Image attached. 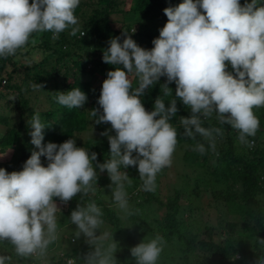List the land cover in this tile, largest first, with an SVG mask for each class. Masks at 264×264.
I'll return each mask as SVG.
<instances>
[{"label": "clouds", "instance_id": "1", "mask_svg": "<svg viewBox=\"0 0 264 264\" xmlns=\"http://www.w3.org/2000/svg\"><path fill=\"white\" fill-rule=\"evenodd\" d=\"M79 3L0 0V58L14 56L26 47L33 33L52 32L55 38L71 29L69 34L75 36L79 28L74 11ZM163 13L167 23L152 40L151 50L138 46L124 33L123 43L119 37L112 38L103 51V62L114 70L107 72L102 83L99 110H91L90 115L96 124H110L115 132L114 136L101 133L108 138V161L94 166L97 154L77 147L73 138L59 145L43 144L45 126L35 113L28 123L30 142L38 150L31 152L22 171L9 173L0 168V242L10 243L18 257L46 258L49 245L58 239L55 201L67 204L77 194L95 191L96 168L107 171L115 186L112 200L128 215L133 214L125 191L130 178L121 167H135L142 190L155 191L156 176L171 166L177 145V129L169 122L178 111L177 99L168 87L171 83L176 85L175 97L190 109L189 118H180L186 138L199 135L214 149L213 134H222V129L206 128L202 123L215 114L221 125L237 130L240 143L252 146L247 138L254 137L260 125L254 109L264 107V0H251L243 6L240 0H183ZM228 65L232 71L227 70ZM130 75L137 79L135 89ZM161 77H166L160 85L163 96L155 99L149 112L140 97ZM31 87L41 90L44 85L33 83ZM163 97H171L168 107ZM54 99L71 109L82 108L87 96L72 88L57 92ZM193 150L201 155L206 151L203 144ZM41 157L46 158V167ZM101 217L95 201L78 203L70 214L69 220L76 226L75 239L83 235L94 248L79 257L82 264H117L113 238L105 246L108 234L96 235L104 223ZM258 242L264 244V240ZM164 244V238L156 235L131 248L130 254L135 264H157ZM10 259L0 255V264ZM67 264H77V260L70 258ZM255 264H264V255L257 257Z\"/></svg>", "mask_w": 264, "mask_h": 264}, {"label": "trees", "instance_id": "2", "mask_svg": "<svg viewBox=\"0 0 264 264\" xmlns=\"http://www.w3.org/2000/svg\"><path fill=\"white\" fill-rule=\"evenodd\" d=\"M29 2L31 3V0ZM125 2L130 3L129 10L138 21L134 33L130 31V26H125L124 29L121 26L115 30L110 25V15L117 12L124 13ZM182 2L183 0H80L79 6L74 11L79 28L75 36L69 34L71 29L65 30L55 38L52 32L33 33L26 47L18 50L14 56L6 59L0 58V125L4 127L0 134V153L11 149L9 159L0 163V168H4L9 173L22 171L23 164L30 158L31 152L38 150L30 142L31 128L28 123L35 113H39L41 122L45 126L43 144L51 142L59 145L73 138L77 147H84L90 154L93 152L97 154L94 166L97 163L103 164L108 161L110 159L109 144L105 141L107 136L101 135V133L107 131L108 135L114 136L115 132L111 130L110 124H96V118L90 115L91 110H99L97 100L102 83L107 78V72L114 70L113 66L105 64L102 60L103 51L109 46L106 42L107 37L109 35L117 37L119 34V38H125L124 33H126L138 46L151 50L152 40L158 38L159 30L167 23V17L163 10L167 7H176ZM244 2V0H240L241 6L244 5ZM150 21L158 24L157 31L149 32L144 28L146 25L143 23ZM81 33L84 34L81 36ZM227 70L232 71L231 66H228ZM130 79L133 89H135L138 86L137 79L134 76ZM165 82L166 77H161L157 84L145 90V93L140 97L147 111H152L155 99L158 96H163V93L160 92V85ZM33 83L42 84L44 87L41 90H34L31 87ZM168 87L172 90V98L177 99L178 111L169 121L171 123L176 118L179 120V123L174 125L178 132L176 147L184 149L180 159L188 168L191 167L192 172L193 190L187 195L186 200L190 199L188 206L190 204L193 206L191 208L187 206L185 209L188 222L192 212L195 211L194 200L191 203L192 197H196L198 192L201 196L205 195L210 190L209 187L216 184V180L210 178L212 174L222 179L223 182L225 178L227 179L226 184L224 183V191L216 190L212 197L220 199L222 196H226L225 209L229 213L244 214L249 217L254 221L255 227L260 233L248 229L246 234L242 235L241 242L240 240L237 242L239 245L237 252L244 261L233 260L235 249L228 243V238L233 235L234 224H225L230 235L222 234L220 243L197 241L200 227L197 233L183 235L182 231L179 232L180 212L184 209V204L181 201L182 193L180 190H173L162 204L164 210L162 216L158 220H153L155 221V227L152 225L154 229L141 230V234L147 236L144 238L145 240L147 238L151 240L158 234L164 238L165 244L157 264H255L256 258L264 255L260 250L261 245L264 244L258 242V239L264 240V224L258 215L259 206L256 201V197L263 189L261 180L264 176V142L262 141L264 138L262 136L264 134V107L254 109L260 125L256 135L247 138L253 142L252 146L240 143L237 130L227 124L221 125L215 114L204 120L203 127L222 129V134H213L216 146L213 149L209 146V141L199 135L195 139L186 138L183 135L180 118H189L190 109L175 97V83L169 84ZM72 88H79L86 94L87 101L82 108L70 109L55 102L54 96L57 92H67ZM37 94L43 96L44 104L41 106L34 104ZM163 98L165 107H168L171 97ZM7 113H10V117L6 116ZM85 131L89 134H96L98 137L101 136L99 145H97V138L93 139V136L89 140L83 141L76 138L77 135ZM197 144L204 145L206 151L203 155L193 150ZM41 163L46 167V158L41 157ZM95 170L97 181L94 187L98 186L102 189L115 187L111 185L106 170L101 171L99 168ZM121 171H126L133 183L139 182L140 178L135 167L126 169L121 167ZM235 186H237V192L233 191ZM194 189L196 190L194 191ZM145 192L149 193L142 190V195ZM149 195L144 194L143 199L138 200L137 204L134 203L135 206L140 207L141 204H148L150 201L160 203L154 195L153 197ZM81 200L83 202L93 201L87 195L77 194L64 205L73 211L77 204L81 203ZM222 201H224L223 197ZM55 202L58 205H63L58 199ZM100 208L101 219L111 225L114 235L118 234V218L114 215L113 210L106 206ZM127 216L132 217L133 214H127ZM188 222L181 223L182 229H187ZM200 232L210 238L213 229L205 227ZM172 237L178 239V242H171ZM127 242L128 247L124 249L125 251H118V253L116 248L114 258L117 264H135L130 249L139 243L131 239ZM247 246H249V250L246 249ZM77 248L78 258L88 253L87 242L79 243ZM194 257L197 259L195 260Z\"/></svg>", "mask_w": 264, "mask_h": 264}, {"label": "rangeland", "instance_id": "3", "mask_svg": "<svg viewBox=\"0 0 264 264\" xmlns=\"http://www.w3.org/2000/svg\"><path fill=\"white\" fill-rule=\"evenodd\" d=\"M244 4L251 3V0H244ZM130 3L125 2L124 3V9L123 12H117L114 14H111L109 17L110 25L113 29H118L119 27L130 26L131 30L134 31L138 21L134 18V14L130 12L129 10ZM146 25L144 28L149 31H157L158 30V24H154L151 21L147 23H143ZM121 33V32H120ZM134 33V32H133ZM119 34H117L118 37ZM116 38L114 35H109L107 37L106 42L108 43L110 39ZM124 37H120L119 42L123 43ZM227 63V62H226ZM230 66V65H228ZM132 77L131 75L129 76ZM35 106H41L44 104V99L41 94H37V100L34 103ZM7 117H10V113H7ZM10 119V118H9ZM171 123L178 124L179 120L177 118L175 121H171ZM4 127L0 125V134L3 132ZM235 134V133H234ZM93 136V137H92ZM264 137V134L262 135ZM90 137L93 139H96L97 145H99V140L101 139V136L98 137L96 134H89L86 133H80L76 136V138L79 141L83 140H89ZM105 141L108 143V138H105ZM264 142V138L262 139ZM109 144V143H108ZM216 148V146H215ZM184 149L177 148L175 149V152L172 157V163L170 167H165L162 169L156 176L155 184L156 188L155 191L149 192L148 194L145 192L142 195V181L141 179L137 183H133V181H127L125 182V191L127 193L128 203H129V210L133 213L132 217H128L127 213L116 206V204L112 200V190L114 187L102 189L96 186L95 191H91L87 194L88 197H90L98 207L106 206L113 210L114 215L118 218V228L119 232L118 234L114 235L112 231L111 225L104 223L99 228L96 235L103 236L104 233H107L108 236L105 239L104 243L105 246L111 243V237L113 238V241L117 244V252H123L125 251L126 247H128L127 240H136L137 243H141L143 240L144 242L148 241V238H146L143 234H141V230H153L155 227V224L153 220H158L164 210H163V202L167 199L170 194H172L173 190H180L182 193L181 201L182 204H184L183 211L180 212L179 222H180V230L182 231L183 235L188 234H194L197 233L198 228L200 227V230L204 229L205 227H210L213 229V233L211 234L210 238L207 236L201 234L200 230L197 233L196 240H204L205 242L209 241H215V242H222V234L230 233L227 231L226 223H232L234 224V231L233 235L229 236L228 243H230L234 249L235 253L233 255V260H239L244 261L242 259L243 257L240 256V254L237 252V242L240 240L243 234H246L248 229H253L257 233H260L257 231L254 221L251 220L249 217H247L244 214H238V213H229L225 209V198L226 196H222L224 198V201H222V197L220 199H215L212 197V194L216 190H221L222 192L225 189L226 184V178L223 182L222 179L216 177V175H210L211 179L216 180V184L210 186V190L205 195L199 194L196 197H192L191 203L195 202V211L192 212L191 218L188 222V215L187 209L188 202L186 200L187 195L191 193L193 190L192 187V172L191 167L188 168V166L182 162L181 155L183 153ZM11 152L9 150H6L2 153H0V163L4 162V160H8ZM210 171V170H209ZM191 176V177H189ZM187 177L189 179L187 180ZM263 179V189H261V193L259 196L256 197V201L259 206V213L258 215L261 217L262 222L264 224V176ZM231 187V185H230ZM99 188V189H98ZM196 189H194L195 191ZM234 192H237V186L233 189ZM231 191V192H233ZM99 193V195H98ZM145 195H153L156 197L160 203H155L154 201H150L148 204L143 203L141 206L137 207L135 204H137L138 200L143 199ZM224 194V193H223ZM149 195V196H150ZM227 195H230V193H227ZM81 204L88 203L87 201L81 200ZM135 203V204H134ZM193 205H189L188 207L191 208ZM59 211L56 213L57 216V222H58V239L49 245V248L47 250V256L46 258H40L38 256H33L29 258H20L17 256L13 246L8 242H0V255L10 257V261L7 262V264H67V260L70 258H75L77 260L78 258V248L77 245L82 242H87L86 238L81 235L78 239H75V232H76V226L73 225L69 218L71 214L72 209H68L66 205H58ZM77 207V206H76ZM76 207L73 209V211L76 209ZM144 211V213H143ZM233 211V210H230ZM143 214H142V213ZM145 214V215H144ZM187 215V216H186ZM188 222L189 225L187 226V229H182L181 223ZM154 225V227L152 226ZM186 225V223H185ZM146 230V231H148ZM156 235V234H155ZM159 235V234H158ZM162 235V233H161ZM151 236V235H150ZM149 236V237H150ZM129 238V239H128ZM171 242H178V239L171 238ZM247 250H249V246L246 247ZM94 248L88 244V252L93 251ZM260 250L262 251V254H264V245H261ZM119 253V252H118ZM87 254V253H86ZM29 259V260H28ZM196 260L197 258L194 257ZM77 264H82L80 259L78 258Z\"/></svg>", "mask_w": 264, "mask_h": 264}]
</instances>
